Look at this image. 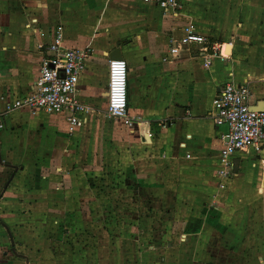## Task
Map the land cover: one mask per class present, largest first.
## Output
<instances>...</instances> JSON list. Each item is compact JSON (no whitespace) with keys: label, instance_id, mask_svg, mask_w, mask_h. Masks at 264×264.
<instances>
[{"label":"crops","instance_id":"crops-1","mask_svg":"<svg viewBox=\"0 0 264 264\" xmlns=\"http://www.w3.org/2000/svg\"><path fill=\"white\" fill-rule=\"evenodd\" d=\"M190 23L222 44L209 65L200 47L171 58L172 42ZM59 27L68 47L92 49L78 97L93 111L81 115L85 122L75 132L69 131L66 113L8 109L37 80L44 56L39 45L52 41ZM117 47L128 65L134 122L114 119L128 128L131 145L143 148L132 168L137 182L127 185L141 198L143 190L156 188L162 172V204L172 207L174 221L162 235V247L154 249L160 259L145 264H264V147L236 152L226 165L222 148L228 127L216 126L211 117L227 82L248 84L251 105L264 109V0H187L176 15L142 0H0V171L13 169L12 183L19 163L41 156L44 147L60 165L75 144L70 136L94 119L113 118L106 114V88L110 53ZM12 158L20 160L11 164ZM188 161L195 167L186 170L210 178L207 194L187 197L177 181L174 189L168 186L165 174L188 168ZM2 173L0 223L6 199L20 196L14 184L4 186ZM44 190L50 196L49 188ZM248 221H259L260 228L248 227ZM4 228L0 224V264H24L12 258L17 247H9Z\"/></svg>","mask_w":264,"mask_h":264},{"label":"rangeland","instance_id":"rangeland-1","mask_svg":"<svg viewBox=\"0 0 264 264\" xmlns=\"http://www.w3.org/2000/svg\"><path fill=\"white\" fill-rule=\"evenodd\" d=\"M70 138L75 144L65 153L67 156L60 165L46 156L44 147L41 156L25 158L19 163L20 172L12 183L14 170L0 171V179L5 171L4 186L14 184L15 192L20 195L17 199H6L5 216H1L0 223L10 233L9 247L11 243L17 247L18 254L14 253L12 258L24 264L158 261L161 252L154 249L162 247L165 239L162 235L174 221L168 213L172 207L162 204V172L155 184L161 189L143 190L141 196L147 199L136 197L127 185L137 182L132 168L134 161L140 160L136 159V152L143 149L142 143L131 145L128 128L108 116L94 119ZM11 160L14 164L20 159ZM188 162V168H176L165 174L168 186L174 189L177 181L187 197L207 194L210 178L186 170L194 166ZM46 188L50 196H46ZM38 190H44L43 198H36ZM141 200H148L149 204H142ZM203 218L201 226L205 222ZM260 224L248 221L246 225L253 229L257 225L260 228Z\"/></svg>","mask_w":264,"mask_h":264},{"label":"built area","instance_id":"built-area-1","mask_svg":"<svg viewBox=\"0 0 264 264\" xmlns=\"http://www.w3.org/2000/svg\"><path fill=\"white\" fill-rule=\"evenodd\" d=\"M142 1L176 15L187 0ZM221 46L220 42H213L190 23L185 27L183 37L172 42L169 52L171 58H177L184 51L191 52L200 47L199 50L204 52L202 56L205 64L209 65ZM39 47L44 54L39 76L21 98L9 104L8 109L28 107L47 114L66 113L69 131L75 132L85 122V117L81 115L93 111L78 97L80 78L87 69L92 49L68 47L62 27L56 30L52 41L40 44ZM106 96L107 115L128 124L134 122L128 110V65L124 59L110 61ZM250 98L251 89L248 84L227 82L220 87L214 99L211 117L216 126L228 127L222 148L228 166L232 154L248 152L251 148L261 150L264 147V109H254ZM224 173L228 176L230 170Z\"/></svg>","mask_w":264,"mask_h":264},{"label":"water","instance_id":"water-1","mask_svg":"<svg viewBox=\"0 0 264 264\" xmlns=\"http://www.w3.org/2000/svg\"><path fill=\"white\" fill-rule=\"evenodd\" d=\"M110 58L113 60L123 59L121 48L117 47L114 50H112V52L110 53ZM253 108L257 109V107H253ZM258 110H261V109H258Z\"/></svg>","mask_w":264,"mask_h":264}]
</instances>
